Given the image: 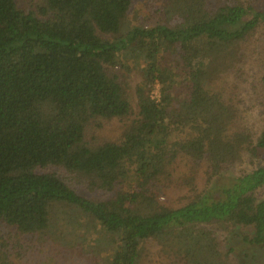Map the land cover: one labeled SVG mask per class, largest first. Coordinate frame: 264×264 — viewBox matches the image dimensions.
<instances>
[{
    "label": "trees",
    "instance_id": "1",
    "mask_svg": "<svg viewBox=\"0 0 264 264\" xmlns=\"http://www.w3.org/2000/svg\"><path fill=\"white\" fill-rule=\"evenodd\" d=\"M238 229L264 250V0H0V264H231Z\"/></svg>",
    "mask_w": 264,
    "mask_h": 264
},
{
    "label": "rangeland",
    "instance_id": "2",
    "mask_svg": "<svg viewBox=\"0 0 264 264\" xmlns=\"http://www.w3.org/2000/svg\"><path fill=\"white\" fill-rule=\"evenodd\" d=\"M130 76L131 84L134 85L139 79L138 73L131 72ZM83 194L89 195L87 191H83ZM210 228H212V226ZM244 233L245 232L238 229L235 231L236 236L234 234H229L228 237H226V243L222 249L223 251H231V264H252L258 260V256L264 260V250H260L258 247H247L245 245L241 237ZM74 264H85V262L81 259H76Z\"/></svg>",
    "mask_w": 264,
    "mask_h": 264
}]
</instances>
